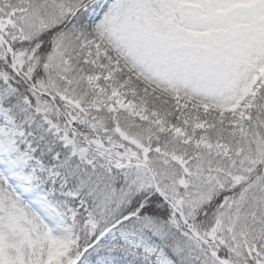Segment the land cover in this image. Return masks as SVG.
Returning <instances> with one entry per match:
<instances>
[{"label": "rangeland", "instance_id": "obj_1", "mask_svg": "<svg viewBox=\"0 0 264 264\" xmlns=\"http://www.w3.org/2000/svg\"><path fill=\"white\" fill-rule=\"evenodd\" d=\"M152 2L161 18L145 14L143 0H0L7 42L27 40L51 18L66 28L48 61L53 91L27 97L53 142L81 165L60 174L57 151L52 164L36 155L7 105L14 87L0 73V264L72 262L80 251L76 226L87 238H118L146 264H215L188 237L176 249L163 242L166 222L131 221L120 206L156 183L194 218L222 189L249 180L222 204V232L240 254L264 264V237L252 225L264 214V139L247 127L264 84V0ZM17 58L26 53L14 56L16 74ZM152 91L166 98L153 102ZM50 94L94 120L108 143L135 147L144 164L116 169L78 142L51 118Z\"/></svg>", "mask_w": 264, "mask_h": 264}, {"label": "trees", "instance_id": "obj_2", "mask_svg": "<svg viewBox=\"0 0 264 264\" xmlns=\"http://www.w3.org/2000/svg\"><path fill=\"white\" fill-rule=\"evenodd\" d=\"M145 9L148 13L149 8L151 12H155V15L158 16L156 8L154 7L151 0H144ZM73 22H75L73 20ZM66 28L63 27V23L58 19L51 18L50 22L47 23L46 27L42 30H39L33 33L27 40L14 42L13 48L16 52L23 51L26 53V58L22 59L21 65L22 68L20 75L16 74L12 67L11 54L9 51H6L5 46L2 43L0 56V70L2 73H6L8 80L16 87L15 95L10 96L9 105L13 107L18 118L21 120L28 133L33 135H42L44 131V125L40 120V116L36 115L31 107H28L24 104L23 98L26 96L32 95V86L36 85V89H51L50 84L48 83V77L50 76V68L48 61L52 56L53 49L55 46V40L59 38L61 33H64ZM135 84L143 83L139 79L134 80ZM151 98L153 102L160 98H166L161 92L152 91ZM33 98V96H31ZM30 97V99H31ZM257 109L251 116V120L247 122L248 129L250 132L254 130V133L261 134L264 139V84L261 86L259 96L257 97ZM34 104V103H33ZM55 109L58 111L56 118L58 121H62L66 126L67 122L63 118L62 113L66 112L67 115L73 120V128L70 129L76 138L84 143H87L93 147H99L102 152L109 153L112 156L111 161L115 164L118 163V160L127 159L129 153L137 152L136 148L121 140H115L114 144L108 143L107 138L101 136L100 130L95 128L94 120L87 118L82 112L78 111L73 106L69 105L67 102H63L56 98V101L52 102ZM176 106V105H175ZM61 109V110H60ZM172 110H178L176 107H172ZM62 111V113L60 112ZM199 115V114H198ZM199 115V119H201ZM171 120H178L181 123H184L187 119L179 118V115L173 114ZM222 126L220 123L215 124V128L219 129ZM69 127V126H68ZM148 130L154 131L151 127H148ZM132 132H136L133 130ZM159 133V132H158ZM156 132L154 137L158 139H165L163 136H159ZM32 136V135H31ZM153 137V138H154ZM171 136H169L170 139ZM157 141V139L155 140ZM158 143V142H157ZM56 149L62 151V158L65 159L67 156V150L56 145ZM123 157V158H122ZM262 164L264 163V154L262 157ZM76 161L72 160V167L75 166ZM262 164L258 167V171L262 169ZM117 178V182L120 183V179ZM248 183L239 184L236 187L230 189H223L220 194L216 195L207 203L200 205L196 209V216L191 220L193 227L201 233L205 238L210 240V244L214 248H218V252L221 256L229 259L233 264H255L253 260L249 259L247 255L240 254L233 246V242L227 236L226 232H222L223 226V214H222V204L226 203L232 197H238V193L242 191L244 186ZM144 192L139 193L133 197H130L125 206L123 207L124 212H134L136 211L141 203H144L141 209V215L147 216L148 218L166 220L168 223L172 224V228L183 229L186 228L183 225L179 212L168 203L157 191L153 190L152 193H149V196H146ZM223 195V196H222ZM146 196V197H145ZM144 198V200H142ZM244 198V197H241ZM175 204L178 208L181 209V204L178 201H175ZM254 230L259 232L264 237V217L259 221H256L254 224ZM172 231L167 232L166 238L170 239ZM170 235V237H169ZM191 236V233H188ZM94 239H88L86 244H90ZM82 243V242H81ZM116 244V243H115ZM205 249L209 251V246L203 244L201 241L198 242L197 249ZM121 252L116 251L114 247H111V242H96L89 251H86L79 264H110L113 261L116 264H127L129 263V258H125ZM131 259V258H130ZM132 264H141V261L138 259H133Z\"/></svg>", "mask_w": 264, "mask_h": 264}, {"label": "water", "instance_id": "obj_3", "mask_svg": "<svg viewBox=\"0 0 264 264\" xmlns=\"http://www.w3.org/2000/svg\"><path fill=\"white\" fill-rule=\"evenodd\" d=\"M224 263H226V261H223Z\"/></svg>", "mask_w": 264, "mask_h": 264}]
</instances>
